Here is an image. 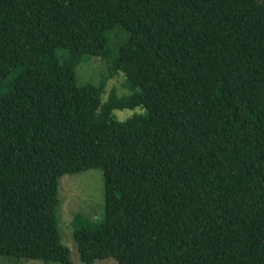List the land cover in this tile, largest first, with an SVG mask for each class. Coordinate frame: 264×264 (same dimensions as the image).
<instances>
[{
    "label": "trees",
    "instance_id": "16d2710c",
    "mask_svg": "<svg viewBox=\"0 0 264 264\" xmlns=\"http://www.w3.org/2000/svg\"><path fill=\"white\" fill-rule=\"evenodd\" d=\"M84 54L129 94L78 84ZM89 168L84 264H264V0H0V254L70 264L59 178Z\"/></svg>",
    "mask_w": 264,
    "mask_h": 264
},
{
    "label": "rangeland",
    "instance_id": "374dc122",
    "mask_svg": "<svg viewBox=\"0 0 264 264\" xmlns=\"http://www.w3.org/2000/svg\"><path fill=\"white\" fill-rule=\"evenodd\" d=\"M121 28L115 27L109 32L112 50L117 42L125 38ZM116 49V47H115ZM98 55L84 54L76 66L78 84L86 82L98 84L103 82L102 99L105 100L111 92L117 96L129 94L124 72L111 74L112 59ZM146 111L142 107L135 109L113 110L114 116L126 119L134 114ZM58 225L61 242L69 249L70 264H84L78 255L76 243L72 237L73 223L77 225H94L105 219L104 209V182L101 168H89L78 173L63 174L58 185ZM79 215L77 223L73 218ZM0 264H62L58 261L19 257L15 255L0 254ZM91 264H119L115 258L96 260Z\"/></svg>",
    "mask_w": 264,
    "mask_h": 264
}]
</instances>
